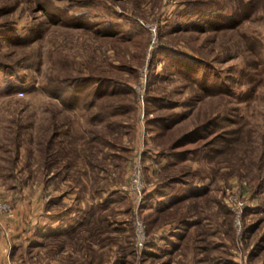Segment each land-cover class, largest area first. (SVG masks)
Segmentation results:
<instances>
[{"label": "rangeland", "instance_id": "rangeland-1", "mask_svg": "<svg viewBox=\"0 0 264 264\" xmlns=\"http://www.w3.org/2000/svg\"><path fill=\"white\" fill-rule=\"evenodd\" d=\"M0 200L15 264H264V0H0Z\"/></svg>", "mask_w": 264, "mask_h": 264}, {"label": "built area", "instance_id": "built-area-1", "mask_svg": "<svg viewBox=\"0 0 264 264\" xmlns=\"http://www.w3.org/2000/svg\"><path fill=\"white\" fill-rule=\"evenodd\" d=\"M125 189L128 196L133 201L134 206L139 208L141 202L143 201L144 192L146 189L144 169L140 157L133 158L128 173V183ZM10 212H11V208L9 204L6 201L0 200V241L6 239L7 231L5 229L3 222L5 220L4 218L8 216ZM235 217H236L235 224L239 227L240 225L239 212L236 213ZM135 239H136V246L138 248H142L145 244L146 237H145L143 224L139 220L135 222Z\"/></svg>", "mask_w": 264, "mask_h": 264}, {"label": "crops", "instance_id": "crops-1", "mask_svg": "<svg viewBox=\"0 0 264 264\" xmlns=\"http://www.w3.org/2000/svg\"><path fill=\"white\" fill-rule=\"evenodd\" d=\"M49 173H51V171H49ZM53 193H57V192L52 191L51 187H45V188L40 187L39 228H43L42 232H44L45 235L48 233L49 228H61L62 230L66 229L68 226V223L70 221H72V219H74L76 214H77L76 211L73 212V211H71V208H70V210H68L66 213L67 215L60 214L57 210L55 212V217L51 218L52 212H51V207H49V206H51L52 202H50L49 206H48L47 200L49 197H53L52 196ZM54 197H56V195ZM43 200H45V202H44L45 206H43ZM91 202H93L92 199H91ZM88 203H87V205H88ZM92 205H93V203H92ZM86 213L89 215V209L86 210ZM68 214H69V216H68ZM66 216H68V217L65 218ZM13 219H14V214L12 212L9 215L8 220H7V225L9 227L12 226L13 222H11V221ZM70 233H72V230L70 231ZM64 234H65V232H64ZM9 239H10V237L8 236L7 239L0 241V264H15L12 257L8 256L9 255V246H8ZM45 240H47V239L45 238Z\"/></svg>", "mask_w": 264, "mask_h": 264}]
</instances>
